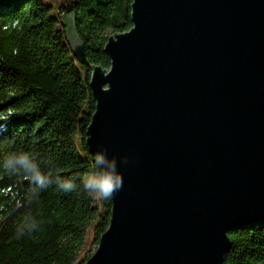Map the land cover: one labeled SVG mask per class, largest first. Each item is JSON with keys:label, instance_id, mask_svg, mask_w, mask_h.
<instances>
[{"label": "water", "instance_id": "95a60500", "mask_svg": "<svg viewBox=\"0 0 264 264\" xmlns=\"http://www.w3.org/2000/svg\"><path fill=\"white\" fill-rule=\"evenodd\" d=\"M90 63L92 154L123 177L85 264H226L264 220V0H133Z\"/></svg>", "mask_w": 264, "mask_h": 264}, {"label": "trees", "instance_id": "16d2710c", "mask_svg": "<svg viewBox=\"0 0 264 264\" xmlns=\"http://www.w3.org/2000/svg\"><path fill=\"white\" fill-rule=\"evenodd\" d=\"M132 1L0 0V264H85L90 243L98 247L112 198L91 196L80 182L95 156L86 130L96 101L90 64L74 54L63 16L77 14L88 61L109 67L104 32L133 25ZM22 151L51 173L47 187L29 182L22 169L2 168L3 156ZM67 180L77 183L75 191L58 188ZM32 221L37 228L29 232ZM229 235L226 264H264V220Z\"/></svg>", "mask_w": 264, "mask_h": 264}, {"label": "clouds", "instance_id": "9594fccd", "mask_svg": "<svg viewBox=\"0 0 264 264\" xmlns=\"http://www.w3.org/2000/svg\"><path fill=\"white\" fill-rule=\"evenodd\" d=\"M2 160V168L4 170L18 173L22 169L26 174L25 179L29 182H36L40 187H47L50 184L49 176L51 173H43L36 157L29 151L6 154L2 157ZM105 160L106 157L104 155L95 154L89 171L80 177V182L89 195L103 200H110L122 188L123 177L121 173L114 171V161L110 162V168L102 167ZM77 187L78 185L74 180L61 182L58 186L64 192L75 191ZM25 227L31 232L37 228V224L34 221L26 222ZM17 235L22 236L23 231L18 229Z\"/></svg>", "mask_w": 264, "mask_h": 264}, {"label": "rangeland", "instance_id": "374dc122", "mask_svg": "<svg viewBox=\"0 0 264 264\" xmlns=\"http://www.w3.org/2000/svg\"><path fill=\"white\" fill-rule=\"evenodd\" d=\"M45 1L51 2L55 6V3L58 0H45ZM63 20L66 23V29H67L70 41L73 44L80 42L81 40L84 41L83 37L81 36L80 23L78 22L77 14L75 12L68 13L67 15L63 16ZM104 33L108 35L112 34L111 28H108L106 32ZM79 145L81 146L80 141H79ZM80 150H81V154L85 155V151L82 148ZM93 228H94V223L90 226L88 234L93 233ZM96 247H97V243L91 242L88 247L87 253L88 254L93 253L96 250Z\"/></svg>", "mask_w": 264, "mask_h": 264}]
</instances>
